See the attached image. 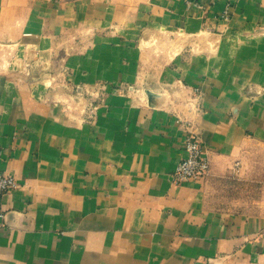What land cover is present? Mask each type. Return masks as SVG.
Listing matches in <instances>:
<instances>
[{
    "label": "crops",
    "instance_id": "obj_1",
    "mask_svg": "<svg viewBox=\"0 0 264 264\" xmlns=\"http://www.w3.org/2000/svg\"><path fill=\"white\" fill-rule=\"evenodd\" d=\"M161 29L191 39L154 72L135 41ZM4 39L25 64L0 77V171L18 181L0 264H264V208L210 184L264 146V0H0ZM190 132L211 171L178 185Z\"/></svg>",
    "mask_w": 264,
    "mask_h": 264
},
{
    "label": "rangeland",
    "instance_id": "obj_2",
    "mask_svg": "<svg viewBox=\"0 0 264 264\" xmlns=\"http://www.w3.org/2000/svg\"><path fill=\"white\" fill-rule=\"evenodd\" d=\"M142 36H138L135 41L137 47H141L140 60L142 66H152L154 72H158L191 39L183 35L182 31L166 29L150 32L147 37ZM199 39L204 37L201 36ZM84 42L79 38L76 39L75 44ZM18 44L5 39L0 41V77L14 69L23 70L25 60L17 50ZM70 55L71 53H63L62 57L66 58ZM68 69L57 67L59 76L66 77ZM77 92L75 91L74 94ZM88 97L90 96L85 95V100ZM72 102L79 104L85 101L76 98L72 101L67 100L65 103L68 105ZM86 102L90 103V101ZM90 106H93L92 101ZM245 150L239 161L230 163L221 160L215 168V173L211 175L210 184L217 200L221 203L228 204L233 210L255 211L264 208V146L252 144Z\"/></svg>",
    "mask_w": 264,
    "mask_h": 264
},
{
    "label": "built area",
    "instance_id": "obj_3",
    "mask_svg": "<svg viewBox=\"0 0 264 264\" xmlns=\"http://www.w3.org/2000/svg\"><path fill=\"white\" fill-rule=\"evenodd\" d=\"M229 16L228 9L223 13ZM211 171V161L204 144L197 134L190 132L185 142V153L172 173L175 184H184L192 180L204 179ZM18 181L14 175L0 171V194L17 188ZM2 215V214H1Z\"/></svg>",
    "mask_w": 264,
    "mask_h": 264
},
{
    "label": "water",
    "instance_id": "obj_4",
    "mask_svg": "<svg viewBox=\"0 0 264 264\" xmlns=\"http://www.w3.org/2000/svg\"><path fill=\"white\" fill-rule=\"evenodd\" d=\"M147 94H148V96H149L150 98L156 95V93H154L153 91H150V90L147 91Z\"/></svg>",
    "mask_w": 264,
    "mask_h": 264
}]
</instances>
